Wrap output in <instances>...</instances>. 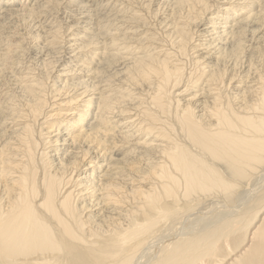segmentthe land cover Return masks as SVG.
Segmentation results:
<instances>
[{
  "label": "bare ground",
  "instance_id": "bare-ground-1",
  "mask_svg": "<svg viewBox=\"0 0 264 264\" xmlns=\"http://www.w3.org/2000/svg\"><path fill=\"white\" fill-rule=\"evenodd\" d=\"M23 1L30 0H7L9 8L4 13L8 11L9 19H34V25H25L39 32V19L45 20L53 14L51 8L62 2L40 0L38 8L28 9L30 2L27 6ZM115 1L106 0L102 8L120 7L122 2L116 5ZM155 1V9L152 2L139 6L143 8L139 11L128 8L129 17L116 12L130 26L124 31L119 25L116 33L111 31L110 40L105 34L109 41L102 48V33L98 40L96 34H75L70 17L65 22L69 31L57 26L56 35L48 37L50 29L46 33L45 27L48 40L44 35L42 46L55 51L60 40L65 45L66 37L70 51L85 52L75 59L76 64H83L80 71L95 81L110 78V84L105 79V86L77 78L80 65L65 69L60 60L52 71L48 63L42 70L34 65L35 69L31 65L21 68L20 55L15 60L20 42H13L12 37L0 39V264H133L150 248L161 221L175 224L185 213L204 208L211 198L237 206L238 193L264 170V73L260 68L261 74L250 77L248 71L250 75L238 81L236 72L249 58L245 55L248 43L244 46L248 28L264 23V5L261 8L257 0ZM86 5L79 8L85 10ZM256 9L261 11L255 13ZM148 14L159 27L155 23L150 27ZM206 36L208 43L197 44V38ZM127 39L129 46L121 43ZM218 41V46L225 42L230 49L226 51L224 44L225 51L215 50ZM212 50L217 51L214 56ZM230 58L236 60L234 68L229 66ZM188 59L195 70L187 74ZM105 62L108 69L120 67V62L128 67L119 72L122 78L112 72L107 76L109 70L99 68ZM253 62L252 58L248 64L255 73ZM49 79L54 83L52 90ZM228 82L240 85L229 93ZM182 86L187 100L175 95ZM137 88L145 94L141 93L142 98H134L132 90ZM134 99L139 105L134 111L137 118L122 120L133 118L134 112L128 115L124 109L130 100L132 108ZM61 131L68 139H63ZM62 143L70 149L64 151L65 158L60 155ZM49 150L60 154L53 156ZM252 200L244 209L239 207L238 213L226 209L233 214L224 219L218 214L221 220L213 221L210 228L165 245L149 264H264V190Z\"/></svg>",
  "mask_w": 264,
  "mask_h": 264
},
{
  "label": "rangeland",
  "instance_id": "rangeland-1",
  "mask_svg": "<svg viewBox=\"0 0 264 264\" xmlns=\"http://www.w3.org/2000/svg\"><path fill=\"white\" fill-rule=\"evenodd\" d=\"M39 1L40 0H30V1H23L22 3H24V4H26L27 6H28V4H29V2H30V7L28 6V9H31L33 6H34V8L36 7V8H38V4H39ZM62 2H60V3H58V8H56V4H55V8L56 9H54V8H51V13H52V11L54 10V12H53V14H51V15H47V17L45 18V20H41V19H39V21H42V23H40L42 26H41V28H40V30L42 31V34H41V31L39 32V31H33L35 28L32 26V25H34V22H32V20H34V19H31V21L29 20H26V21H28L27 23H26V21H25V19L23 18V19H19V18H11V19H9V15L7 16V12H6V14L4 13L5 12V10H7V8H9V6L7 7V5H8V3H7V0H1L0 2V4L2 5L1 6V8H0V39L1 40H7V39H9V37L11 38H14V39H12V41L14 42H20V44L18 45L19 47H18V49H17V51L16 52H18L17 54H16V59L15 60H20L21 62H20V66H22L21 68H23V67H28V66H32L34 69H35V67H39V68H41V70H42V68H43V66H45V67H47V63L49 64V67L50 66H52V67H50V68H48V70L50 71V69H51V71L54 69V67H56L55 65H57L56 63H57V61L58 60H60L59 61V63L62 61V63L64 64V66H66V67H64L65 69H69V68H71V66L73 67V66H77V65H80L79 66V69H77V71L79 70L80 71V68H81V70H82V68H83V64L82 63H80V64H76V62H78L77 60H75L76 59V57L78 56V55H83L84 53H82V54H79V52H78V54H77V52H72V51H70L69 49H70V47H71V45H68L67 43H66V41H65V39H66V37H64V42H65V45L64 46H66V47H64L62 44H61V40L59 41V50H61V51H57V49L58 48H56L55 49V51H53L52 49H54V48H47L46 46H42L43 44H45V42L43 41V40H45L46 38H47V36L48 37H50L51 35V37H53V34H55V31L57 30V26H59V28L60 27H62V32H64L65 30V28L66 27H68V26H66V21H67V18L69 19V17L70 18H72L73 19V23L71 24V27H74L75 26V29L76 30H74V32H73V30H70L71 32H73V33H75V34H78V33H81V36L83 37L84 35H88L87 37H89V36H91V35H95L96 34V36H97V40H98V38H100L99 36L101 35L100 33H102V36H101V38H100V40H99V42L101 43H98V44H100L99 46V48H102L103 46H105V44L106 43H108V41L110 40V37L109 36H111L112 35V32H114V33H116L115 32V29H120L121 27L119 26V25H121V26H124L125 27V29H124V31H126L127 30V27H129L130 25H128V24H125V22H126V19H125V17L124 16H127V17H129L130 15H131V13H132V11L130 10V9H133V10H137V11H139V9H143L142 7L143 6H145L144 4H146V5H148V3L149 4H152V3H154V7H153V4L151 5L152 6V8H154L155 9V7H156V1L155 0H130V1H127V0H117V1H115L116 2V5H119L120 3H121V6L120 7H118V8H114L113 6H108L107 8H102L103 7V5L102 4H106V0H74L73 2H75V1H78L77 3L75 2V4L72 2V0H69L71 3H69V1L68 0H61ZM68 1V2H67ZM80 1V2H79ZM83 1V2H82ZM101 1V2H100ZM134 1H136V2H138V3H136L135 2V4L133 3ZM255 1V0H254ZM66 2V3H65ZM120 2V3H119ZM128 2H130L131 3V5H130V3H128ZM141 2V3H140ZM152 2V3H151ZM256 2H259L258 4L260 5L261 3V8H262V6L264 5L263 3H264V0H257ZM18 3H20L21 4V7H20V5H19V7L20 8H22V9H27V7H26V5H23L21 2H18ZM33 3V4H32ZM38 3V4H37ZM63 3V4H62ZM75 5V6H73V4ZM90 3H93V4H90ZM99 3V4H98ZM111 3V2H110ZM117 3H119V4H117ZM124 3V4H123ZM127 3V4H126ZM7 4V5H6ZM42 4H43V2L41 1V3H40V5L42 6ZM61 4V5H60ZM70 4L72 5V6H70ZM76 4H79V5H77L76 6ZM86 4H88V5H86ZM89 4L90 5H92V7H93V9H92V7H90L89 6ZM104 4V5H105ZM132 4H133V6H132ZM137 4H139L138 5V8L136 9V5ZM141 4V5H140ZM6 5V6H5ZM38 5V6H37ZM60 5V6H59ZM84 5H86L85 6V10H83L84 8H83V6ZM96 5V6H95ZM111 5V4H110ZM129 5V6H128ZM135 5V6H134ZM23 6V7H22ZM32 6V7H31ZM68 8V9H66V7ZM87 6H89V7H87ZM101 6V9L99 8L98 9V7H100ZM125 6H127V7H125ZM139 6H142V7H140L139 8ZM12 7H13V5H12ZM26 7V8H25ZM65 7V8H64ZM83 8L82 10L80 9V8ZM95 7V8H94ZM123 7V8H122ZM264 7V6H263ZM33 8V9H34ZM86 8H87V10H86ZM109 8H110V10H109ZM114 8V9H113ZM128 8H130V9H128ZM10 9H12L11 7H10ZM58 9V11H55V10H57ZM63 9V10H62ZM65 9V10H64ZM77 9V10H76ZM90 11H89V10ZM96 9H98V11L96 10ZM118 9H121V11L120 10H118ZM126 10V12L129 10V12L128 13H126L125 12V10ZM263 9V13H264V8H262ZM50 10V9H49ZM112 10H114V12H115V14H114V12H110V11H112ZM116 10V11H115ZM260 9H256V11H255V13H258V12H260L259 11ZM3 13H2V12ZM60 11V12H59ZM64 11L66 12V14H64ZM68 11V12H67ZM70 11V12H69ZM75 11H76V13H75ZM104 11V12H103ZM124 11V12H123ZM131 11V12H130ZM80 12V13H79ZM116 12H117V14H119V12L122 14V15H124L123 17L124 18H122V16H120V15H117L116 14ZM54 13H57V14H54ZM58 13H60V15L58 16ZM72 15H71V14ZM111 13H113V14H111ZM128 14V15H126V14ZM3 14V15H2ZM70 14V15H69ZM80 14H82L84 17H82V15H80ZM90 14V15H89ZM91 14H92V16H91ZM99 14V15H98ZM107 15V17H106V15ZM109 14V15H108ZM5 15V16H4ZM56 17H55V16ZM66 15V16H65ZM80 15V16H79ZM115 15H117L116 16V18H117V20H116V18H115ZM143 15H146V13H143ZM2 16H4V18L2 17ZM50 16V17H49ZM63 16V17H62ZM76 16V17H75ZM91 16V17H90ZM96 16H97V18H96ZM121 18H120V17ZM210 16H212V15H210ZM209 16V17H210ZM1 17H2V19H1ZM82 17V18H81ZM102 17H104L103 19H102ZM109 17H110V19H109ZM6 18V19H5ZM8 18V19H7ZM52 18V19H51ZM53 18H55V19H53ZM57 18V19H56ZM59 18V19H58ZM88 18V19H87ZM114 18H115V20H114ZM118 18H120V20L121 21H119V19ZM4 19V20H3ZM18 19V20H17ZM63 19V20H62ZM75 19V20H74ZM81 19V20H80ZM94 19V20H93ZM97 19V20H96ZM105 19V20H104ZM109 19V20H108ZM122 19H124V20H122ZM146 19L148 20V23H151L152 25H150V27L152 26L153 27V25L155 26V24L157 25V23H156V21L154 22V19H152L151 18V16H149V14L146 16ZM149 19H151V20H149ZM3 20V21H2ZM11 20V21H10ZM16 20V21H15ZM51 20V21H50ZM80 20V21H79ZM62 21L65 23H62ZM101 22V24H99L100 22ZM108 21V23H106ZM110 21V22H109ZM114 21V22H113ZM115 21H117V22H115ZM122 21H124V22H122ZM151 21V22H150ZM153 21V22H152ZM13 22V23H12ZM47 22H49V23H47ZM54 22V23H53ZM61 22V23H60ZM72 22V21H71ZM90 22H92L93 24H91ZM118 22H120V23H118ZM4 23V24H3ZM22 23V24H21ZM29 23V24H28ZM46 25H44V24ZM81 23H83V24H81ZM84 23H86L87 25L89 24V27L87 28L86 27V25L84 24ZM103 23V24H102ZM105 23V24H104ZM111 23V24H110ZM114 25H113V24ZM153 23H155V24H153ZM254 23V22H253ZM258 23L259 22H255L254 24H253V26L255 25V27H253L252 25L250 26V27H252V28H248V31L251 29V30H254V32L252 31V33H250L251 32V30L249 31V32H247V33H249V34H247V38L246 39H244V41L246 40V42H244V46H246V43H248V45L246 46V48H245V53L246 52H248V53H246L245 55H249V58H245L244 59V61L245 62H243L242 64L240 63L239 64V66H237V69H236V72L238 73V75L240 74V78H238V81H240V79H244V78H242L241 76H248V75H250V77H255V76H257V73H258V71H259V69H260V71L262 72V73H264V64H262V63H264V37H262L261 35L263 34L264 35V23L262 22V25H260V23H259V26H262V27H260V28H263V29H260L259 27H258ZM17 24V25H16ZM25 24H28V25H30V24H32L31 25V28H30V26L28 27L27 25H25ZM68 24V23H67ZM70 24V23H69ZM123 24V25H122ZM125 24V25H124ZM9 25V26H8ZM43 25H44V28H43ZM64 25V26H63ZM80 27H78V26ZM84 25H85V28H84ZM105 25H108V26H105ZM118 25V26H117ZM126 25H128V26H126ZM8 26V27H7ZM27 28H26V27ZM47 26H49V28H47ZM55 26V27H54ZM76 26H77V28H76ZM82 26V27H81ZM92 26V27H91ZM94 26V27H93ZM96 26V27H95ZM100 26H105L104 28H102L101 30H100V28L99 27ZM112 26V28H109V27H111ZM142 26V25H141ZM158 26V25H157ZM45 27H46V33H48L49 32V29H50V33H48V34H46L45 35ZM53 27V31H51L52 28ZM108 27V28H107ZM143 27H145V26H143ZM159 27V26H158ZM21 28H22V30H21ZM26 28V29H25ZM32 28H33V30H32ZM55 28V29H54ZM58 28V31L59 32H61L60 31V29ZM93 28V29H92ZM114 28V29H113ZM145 28H147V27H145ZM254 28H257L256 30L254 29ZM7 29V30H6ZM20 29V30H19ZM24 29V30H23ZM30 29V30H29ZM78 29V30H77ZM87 29H90V30H87ZM108 29V30H107ZM161 29V31H162V28H160ZM260 31H259V30ZM12 30H13V32H12ZM55 30V31H54ZM80 30V31H79ZM87 30V31H86ZM95 30H96V33H95ZM97 30H99V31H97ZM107 30V31H106ZM257 30H258V32H257ZM262 30V31H261ZM31 31V32H30ZM66 31H69V30H67V28H66ZM78 33H77V32ZM84 31V32H83ZM93 31V32H92ZM112 31V32H111ZM141 31V30H140ZM139 31V33H141ZM2 32V33H1ZM34 32V33H33ZM37 32H38V34H37ZM52 32H54V33H52ZM110 32V33H109ZM152 31H150L149 33H151ZM17 34L16 36L14 35V34ZM31 33H32V35L34 36L33 38H32V36H31ZM72 33V34H73ZM94 33V34H93ZM97 33H99V34H97ZM113 33V34H114ZM154 33V32H153ZM204 33V32H203ZM13 34V35H12ZM36 34V35H35ZM69 36H70V34L69 33H67ZM71 34V35H72ZM91 34V35H90ZM103 34H104V37H103ZM105 34H106V37L109 39L108 41H107V38L105 37ZM109 34V35H108ZM205 34V33H204ZM254 34H256V35H254ZM259 34V35H258ZM37 35H40V38H41V41H40V43H39V40H40V38H39V40L37 41ZM42 35V36H41ZM44 35H45V37H44ZM56 35V34H55ZM60 33H59V37H60ZM99 35V36H98ZM122 35V34H121ZM249 35V36H248ZM251 35V36H250ZM4 36V37H3ZM24 36V37H23ZM68 36V38L70 39L71 37H69ZM81 36H79V38H74V39H80V38H82ZM253 36V37H252ZM258 36H260L259 38H258ZM8 37V38H7ZM28 37V38H27ZM29 37H31L32 38V40L29 38ZM36 37V38H35ZM43 37H44V39H43ZM250 37V38H249ZM257 37V38H256ZM5 38V39H4ZM67 38V39H68ZM202 38H204V37H202ZM202 38H197V44H199L200 42L202 43H208L209 41H210V38L209 37H207L206 36V38H204V39H202ZM209 38V39H208ZM250 40H249V39ZM260 38H261V40L263 39V42L260 40ZM34 39V40H33ZM51 38H49V40H50ZM63 39V38H62ZM101 39L102 40H104V41H101ZM46 40H48V38L46 39ZM201 40V41H200ZM253 40H254V42L255 43H253ZM256 40V41H255ZM23 41V42H22ZM34 41V42H33ZM106 41V42H105ZM125 41V42H124ZM122 40L121 41V43L123 42L125 45L127 44L126 43V41L128 42V41H130L129 39H127V40ZM207 41V42H206ZM247 41H249V42H247ZM36 42V43H35ZM131 42V41H130ZM129 42V43H130ZM221 42V41H220ZM219 41L218 42H216L213 46H215L214 48H216L215 50H219V49H222V51H225V49L224 48H226V51H228L229 49H230V44H227V43H223L222 45H221V47L220 46H218V45H220L221 43H220ZM250 42H252V43H250ZM261 42H262V44H261ZM22 43H25V45L24 46H26V47H23V44ZM102 43H105V44H102ZM122 43V44H123ZM129 43L126 45V46H129ZM217 43H219V44H217ZM249 43H250V46H254V47H251L250 48V46H249ZM31 45L30 47H29V45ZM33 44V45H32ZM80 44V43H79ZM224 44H225V46H224ZM252 44V45H251ZM257 44V45H256ZM68 45V46H67ZM102 45V46H101ZM124 45V46H125ZM263 45V46H262ZM29 48H28V47ZM32 46H37L36 48H34V47H32ZM39 46V47H38ZM60 46H62V48L63 49H61V47ZM125 46V47H126ZM132 46V45H131ZM257 46V48H259L258 50H257V48H255ZM46 47V48H45ZM69 47V48H68ZM220 47V48H219ZM223 47V48H222ZM262 47V48H261ZM22 49V50H20L21 51V53H20V51H19V49ZM33 48V49H32ZM37 48H39L38 50H37ZM44 48V49H43ZM219 48V49H218ZM250 48V49H249ZM254 48V49H253ZM46 49V50H45ZM49 49V50H48ZM253 49V51H254V53H260V52H262L261 54V57H260V54L258 53V54H254L253 53V51H251ZM261 49V50H260ZM35 50V51H34ZM50 50H52V51H50ZM64 50V51H63ZM72 50V49H71ZM260 50V51H259ZM28 53H27V52ZM33 51V52H32ZM37 51V52H36ZM42 51V52H41ZM45 51V53L46 52H51V54L53 55H51L50 53H46L47 54V56L49 57H47V56H45L46 54L45 53H43ZM40 52H41V54H40ZM54 52H56V54H58V53H62V55L60 54V56H62V57H60V56H57V55H55L54 56ZM58 52V53H57ZM69 52H71V53H69ZM212 55L214 56V53L215 52H217V51H214V50H212ZM27 53V54H26ZM32 53V54H31ZM68 53V54H67ZM75 53L77 54V55H75ZM23 54H26L25 56H23ZM72 54H74L75 56L73 57V55ZM87 54H89V52L87 53ZM253 54V55H252ZM20 55V57L18 58L17 56H19ZM21 55H22V57H21ZM32 55V56H31ZM35 55H37V56H35ZM43 55V56H42ZM59 55V54H58ZM70 55V56H69ZM197 56L199 55V54H196ZM195 55V57H197ZM258 55H259V57H258ZM58 58H57V57ZM251 56V57H250ZM254 56V57H253ZM25 57V58H24ZM41 57H43L42 59H41ZM44 57H45V59H44ZM47 57V58H46ZM54 57H56V58H54ZM59 57L61 58V59H59ZM246 57H248V56H246ZM259 59H258V58ZM18 58V59H17ZM21 58V59H20ZM22 58H24V59H22ZM26 58H27V60H26ZM32 58V59H31ZM35 59V61H34V63H33V60ZM41 60L40 62H38L39 61V59ZM62 58H63V60H62ZM70 58V59H69ZM253 58V61L255 62H253L254 64H253V70L254 69H256L254 72L255 73H253V71L249 68L250 66H249V60L250 59H252ZM256 60H255V59ZM50 59H51V61H53V62H51L50 61ZM52 59H54V60H52ZM24 60V61H23ZM38 60V61H37ZM45 61V64H44V61ZM46 60H47V62H46ZM50 62H49V61ZM55 60H56V62H55ZM72 62H71V61ZM190 59H188V60H186V61H189ZM247 60H248V62H247ZM260 60V61H259ZM28 61V62H27ZM66 61V62H65ZM191 61V63H192V59L190 60ZM190 61L187 63V66H186V72H187V74H188V72H192L193 70H195V67L193 66L192 67V65H191V63H190ZM212 61V60H211ZM230 61H231V63L229 64V66H231V68H234L233 67V65H234V62H236V60L235 59H233V58H230ZM257 61V62H256ZM26 64H25V63ZM65 62V63H64ZM242 62V61H241ZM24 63V64H23ZM43 63V64H42ZM52 63V64H51ZM69 63H71V64H69ZM126 63V62H125ZM125 63L123 64V62H120V67H119V65H114V67H119L120 68V71L118 70L119 68H114L113 66V69L111 70V68H109L108 69V67H107V62H105V65L104 66H101L102 64H104L103 62L102 63H99V64H101V65H99V68H107L106 69V71L107 70H109V71H107L108 73H107V76L108 75H110L111 76V72L112 73H114V75L115 74H117V75H119L121 78L123 77V75L121 76V72H125L124 70L128 67L127 66V63H126V65H125ZM210 63V62H209ZM257 63L259 64L258 66H257ZM37 64V65H36ZM55 64V65H54ZM256 64V65H255ZM25 65V66H24ZM35 67H34V66ZM40 65V66H39ZM68 65H69V67H68ZM123 65V66H122ZM125 65V66H124ZM191 65V66H190ZM246 65H248V66H246ZM261 65H263V66H261ZM31 66H30V68H31ZM82 66V67H81ZM101 66V67H100ZM106 66V67H105ZM190 66V67H189ZM44 67V69H43V71L46 69ZM188 67V68H187ZM192 67V68H191ZM238 67H240V68H238ZM77 68H78V66H77ZM231 68L229 69V72L231 73V75L232 74H234V72L231 70ZM243 68V69H242ZM248 68V69H247ZM258 68V69H257ZM61 69L62 68H59L58 69V71H61ZM124 69V70H123ZM189 69H190V71H189ZM192 69V70H191ZM247 69V70H246ZM36 70H38V68H36ZM40 70V69H39ZM47 70V69H46ZM111 70V71H110ZM118 70V71H117ZM122 70V71H121ZM234 70V69H233ZM240 72H242V74H241V72L239 73L238 71ZM250 70H251V72H250ZM78 71V73H76V76H77V78L79 77V78H82V77H84L83 78V80H88V81H91V82H89V83H93V80L94 79H92V78H89L87 75H86V72H79ZM248 71H249V73H248ZM120 72V73H119ZM257 72V73H256ZM261 72H259L258 74H261ZM110 73V74H109ZM82 74H83V76H82ZM256 74V75H255ZM57 76V74H55V77ZM245 76V77H246ZM1 77V76H0ZM232 78V77H231ZM105 79H106V81H108V80H110V78H107V77H103L101 80H99V81H95L94 80V83L95 82H98V83H100L101 84V86H105V83H107V82H104L105 81ZM78 79H76L75 80V82H78L77 81ZM49 81H50V87H49V89L50 90H52L53 88H54V83H53V81H52V79H49ZM48 82V81H47ZM104 84H103V83ZM237 84H235V83H233L232 85H229L230 84V82H228V86L226 87V88H228L229 90H227V92H233L234 91V89H236V86H238V85H240V84H238V82H236ZM60 82L58 83V84H56L57 86H60ZM103 84V85H102ZM108 84H110L109 83V81H108ZM48 85V84H47ZM116 85V84H115ZM51 87H53L52 89H51ZM234 89H233V88ZM232 88V89H231ZM125 89H128L126 86H125ZM132 89V88H131ZM182 89V90H181ZM179 88L178 90H176L175 91V95L177 96V97H179L180 98V95L182 96L181 98H183V99H185V100H187V94L188 93H186V94H184V87L182 86V88ZM189 89H190V87H189ZM137 90V91H136ZM138 91H140V92H138ZM142 90H139L138 88L137 89H135V91L134 90H132V92H133V95L134 94H136L135 96H134V98L135 99H137L138 97H140V98H142L141 96V93H143V92H141ZM179 91V92H178ZM182 92V93H181ZM180 93V94H179ZM137 95H140V96H137ZM143 95H145L144 93H143ZM183 95H185L184 97H183ZM137 97V98H136ZM178 98V99H179ZM134 99V101H133V103L131 104L132 105V108H131V106H129L130 105V103H131V101L132 100H130L129 102L127 101V103H125V104H129L128 105V107L129 108H123L122 107V109H124L125 111H129L128 112V115H129V113L131 114L132 112H134L135 110H136V112H137V109H139V108H137V107H139V105L137 104L138 103V101L136 102V100ZM183 99H181L183 102H185V100H183ZM60 101H62V100H60ZM136 102V103H135ZM60 102H58V104H59ZM134 103L137 105H135L134 106ZM123 105L124 107L126 106V105ZM134 106V107H133ZM56 108H57V106H56ZM55 108V109H56ZM54 109V108H53ZM120 109H121V106H120ZM119 109V106H118V109L116 110L118 113H119V111L118 110H120ZM134 109V110H133ZM136 112H134L132 115H133V118L132 119H128L129 118V116L127 117V118H122V120H126V121H132L133 119H136L137 118V115H135L136 114ZM138 114V113H137ZM118 115V114H117ZM116 115V116H117ZM136 117V118H135ZM118 119H116L115 118V120L114 121H117ZM62 132V136H63V139H68L67 137H66V135H67V133H65V132H63V131H61ZM65 134V135H64ZM53 137H55V134H53L52 135ZM63 144V143H62ZM65 146V147H64ZM61 147V149L63 150V151H61L62 153L60 154V153H58V152H56V154L54 153V150H51L52 152H50V150H49V152L51 153V155H63V158H65V157H67V155L68 154H65V150H68V144H63L62 146H60ZM65 148V149H64ZM70 150V149H69ZM68 150V151H69ZM57 157V156H56ZM263 173V174H262ZM253 184L252 185H250L249 187H246V188H244L243 190H241L239 193H238V195H240V196H237V198H236V203H237V206L236 205H228L226 202H223V200H221V199H216V198H211L210 200H208L207 202L205 201V205L203 204V206H204V208H202V206L200 207V209H196V211L195 212H191V213H188L187 215H186V213H185V215H182L181 217V219L179 220V221H177L175 224H171V223H169V222H167L166 220H163V221H161V223H160V225H159V228H158V230L157 231H155L153 234H152V236H155L156 238L155 239H153V242H152V244L150 245V248L149 247H147V251L146 250H144L142 253H140V255H138V257L137 258H135V260H134V262H133V264H149L150 263V261L153 259V258H155V255L165 246V245H167V244H170L171 242H174V240L175 239H179V238H181L182 236H184V235H187L188 233L190 234L191 232H193V231H197V232H199V231H202V230H204V229H206V228H210L211 226H213L215 223H217V221L215 222V220H221L220 219V217L222 218V219H224V218H226V217H228V216H230L229 214H233V213H227V212H229L230 210H231V212H234V209L236 210L235 212H237V210H239L240 208L239 207H241V206H243V209L245 208V207H247V206H249V204H250V202H252L253 200L252 199H254L255 198V196H257V194H259V193H261L263 190H264V170H261L260 172H259V175H258V177H256V179H255V182L253 181L252 182ZM242 196H243V198H242ZM241 197V198H240ZM215 199H216V201H215ZM220 200V201H219ZM239 200H241V201H239ZM243 200V201H242ZM209 201H211V202H209ZM207 203H208V205H207ZM210 203V204H209ZM224 204V205H223ZM227 204V205H226ZM240 204V205H239ZM205 206H207V207H205ZM227 207V208H226ZM228 207H230V208H228ZM231 207H232V209H231ZM235 207V208H234ZM239 208V209H238ZM229 210V211H225V210ZM242 210V209H241ZM219 212H221V213H219ZM222 212H224V213H222ZM238 213V212H237ZM218 214H219V216H218ZM221 214V215H220ZM228 215V216H227ZM217 217V218H216ZM219 217V218H218ZM215 223H214V222ZM213 222V223H212ZM212 223V224H211ZM209 225H211L210 227H209ZM208 226V227H207ZM204 228V229H203ZM202 229V230H201ZM196 232V233H197ZM194 233V232H193Z\"/></svg>",
  "mask_w": 264,
  "mask_h": 264
}]
</instances>
